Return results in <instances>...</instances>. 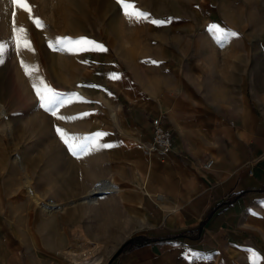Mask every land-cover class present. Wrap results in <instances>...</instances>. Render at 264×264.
<instances>
[{
  "label": "rangeland",
  "instance_id": "rangeland-1",
  "mask_svg": "<svg viewBox=\"0 0 264 264\" xmlns=\"http://www.w3.org/2000/svg\"><path fill=\"white\" fill-rule=\"evenodd\" d=\"M21 2L31 13L0 0V44L5 48L0 56V232L14 246L20 264H53L56 259L89 264L97 254L106 264L141 231L145 215L124 186L125 171L105 149L77 158L56 128L70 143L75 136L81 138L76 143L88 144L82 138L97 132V110L108 111L118 127L117 109L128 113V104L120 105L125 83L165 93L173 77L192 72L194 61L216 75L229 72L233 61L245 65L238 53L259 57L264 0H125L149 14L139 22L126 18L116 0ZM152 19L170 22L157 26ZM232 31L238 36L226 34ZM58 37H86L106 50L69 52L55 45ZM22 61L30 75H25ZM111 72L124 80L122 86L109 78ZM33 83L67 94L56 116L39 106ZM125 142L132 147L130 140ZM53 231L63 235L59 246L48 243ZM81 238L90 246L76 252Z\"/></svg>",
  "mask_w": 264,
  "mask_h": 264
},
{
  "label": "crops",
  "instance_id": "crops-1",
  "mask_svg": "<svg viewBox=\"0 0 264 264\" xmlns=\"http://www.w3.org/2000/svg\"><path fill=\"white\" fill-rule=\"evenodd\" d=\"M236 55L246 64L216 75L192 62L165 93L114 79L128 113L117 109L118 127L97 110L95 129L107 133L98 141L113 145L103 149L146 221L106 264H264V47L257 58ZM160 115L173 141L164 158L145 150ZM6 238L0 232V264H20ZM62 239L61 231L47 238Z\"/></svg>",
  "mask_w": 264,
  "mask_h": 264
},
{
  "label": "snow or ice",
  "instance_id": "snow-or-ice-1",
  "mask_svg": "<svg viewBox=\"0 0 264 264\" xmlns=\"http://www.w3.org/2000/svg\"><path fill=\"white\" fill-rule=\"evenodd\" d=\"M11 3L14 5H19L22 7L25 11H28L31 13L30 6L24 2L22 3L21 0H11ZM116 3L121 6L123 10V14L128 19H135L137 22L140 20H147L149 18V14L142 12L135 8L133 4L126 3L125 0H116ZM152 24H155L157 26L164 25L169 20H156L152 19L150 21ZM37 26H40V22L36 21ZM211 29L214 30L217 33H222V29H220L216 25H212ZM20 31H25L23 28L20 29ZM16 28L13 27V38L16 39L15 36ZM227 35L236 37L238 36V33L232 31L226 33ZM26 44L30 49V42H26ZM56 46H60L63 50H67L69 52L73 51H94V50H106L104 49V46L102 44L97 43L96 41H92L87 39L86 37H79V38H70V37H58L55 41ZM80 45H85V47H79ZM50 47H54L53 44L50 43ZM55 50V48H54ZM5 51V48L2 44H0V56L3 55ZM0 62H3L0 60ZM152 63H157L156 61H152ZM21 66L24 68L25 75H30V71L28 67L24 66L23 61L21 62ZM110 79H118L119 75L112 73L109 74ZM33 89L36 92L37 97L39 98V106L43 108L46 112H49L53 116H56V109L63 106L65 99L67 98V94L56 92L54 89H52L50 86H47L46 84L43 85V90H41L40 87L37 86L36 83H33ZM59 119H67L64 117H58ZM56 132L59 135L62 142L68 147V150L74 155L79 158L82 154H87L90 151H98L99 148H110L113 147L111 144H98V138H102L103 136L107 135V133L103 132H96L88 137H83V140H88V144H84L83 142L76 143L77 140L81 139L78 137L73 136L71 138L72 142L70 143L69 139L67 138V134L60 129L59 127L56 128Z\"/></svg>",
  "mask_w": 264,
  "mask_h": 264
},
{
  "label": "built area",
  "instance_id": "built-area-1",
  "mask_svg": "<svg viewBox=\"0 0 264 264\" xmlns=\"http://www.w3.org/2000/svg\"><path fill=\"white\" fill-rule=\"evenodd\" d=\"M152 134L151 140L147 145L148 152H154L159 158H164L165 155L171 150L172 148V132L168 129L160 116H154L150 120ZM102 123H99L101 126ZM146 146V145H145ZM212 163V159L209 158L204 163L205 166H210Z\"/></svg>",
  "mask_w": 264,
  "mask_h": 264
},
{
  "label": "bare ground",
  "instance_id": "bare-ground-1",
  "mask_svg": "<svg viewBox=\"0 0 264 264\" xmlns=\"http://www.w3.org/2000/svg\"><path fill=\"white\" fill-rule=\"evenodd\" d=\"M120 124V123H119ZM21 169V168H20ZM27 170H28V168H27ZM23 172H24V174H27L26 173V168L25 169H23L22 170ZM25 183L27 184L28 183V179L25 177ZM30 180V179H29ZM49 213V212H48ZM81 242H77V246H79L81 243H82V245L79 247V250L80 251H78V250H76V252H81L83 249H86V248H88L89 246H86V244H85V241L81 238V240H80ZM108 248V247H107ZM109 249V248H108ZM88 250V249H87ZM75 252V253H76ZM83 253V252H82ZM107 255V254H106ZM70 259L72 260V259H74V260H76V258H75V256L73 257V255L70 257ZM105 259V258H104ZM103 259H102V255H100V254H97V255H94V256H92V257H90L89 259H88V262H89V264H101V261H102ZM75 262H77V261H75Z\"/></svg>",
  "mask_w": 264,
  "mask_h": 264
},
{
  "label": "trees",
  "instance_id": "trees-1",
  "mask_svg": "<svg viewBox=\"0 0 264 264\" xmlns=\"http://www.w3.org/2000/svg\"><path fill=\"white\" fill-rule=\"evenodd\" d=\"M130 241H128L127 243H126V245L129 243Z\"/></svg>",
  "mask_w": 264,
  "mask_h": 264
},
{
  "label": "water",
  "instance_id": "water-1",
  "mask_svg": "<svg viewBox=\"0 0 264 264\" xmlns=\"http://www.w3.org/2000/svg\"><path fill=\"white\" fill-rule=\"evenodd\" d=\"M131 239H132V238H130V240H131ZM130 240H129V241H130Z\"/></svg>",
  "mask_w": 264,
  "mask_h": 264
}]
</instances>
